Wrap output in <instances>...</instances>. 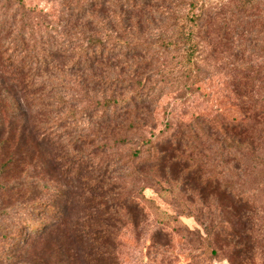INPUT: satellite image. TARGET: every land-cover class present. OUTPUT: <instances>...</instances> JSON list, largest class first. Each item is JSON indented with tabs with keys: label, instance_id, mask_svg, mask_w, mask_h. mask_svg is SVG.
Returning a JSON list of instances; mask_svg holds the SVG:
<instances>
[{
	"label": "rangeland",
	"instance_id": "374dc122",
	"mask_svg": "<svg viewBox=\"0 0 264 264\" xmlns=\"http://www.w3.org/2000/svg\"><path fill=\"white\" fill-rule=\"evenodd\" d=\"M83 1L68 3L80 7ZM14 2L0 0V80L6 81L12 73L8 65L20 67L21 57L17 58V51L11 54L13 50L6 52V46H2L23 31L33 33L32 43L46 49L51 45L48 37L54 28L58 29L59 11L64 6L61 0H21L18 5ZM170 2L173 0H153L145 12L155 17L200 15L195 30L203 49L198 78L193 80L181 71L178 54L182 53L161 56L155 54L156 50H148L138 65L134 83L144 82L147 77L149 84L144 94L149 96L139 98L136 88L126 91L124 97H129L130 107L118 129L111 131L113 125L109 128L94 124L90 130L102 139V149L95 160L103 170L130 166L126 171L117 170L114 177L120 183L118 191L143 212L138 221L121 213L111 230V256L114 264H264V0H175L173 7L165 8ZM27 10L36 11V18L26 21L22 13ZM63 12L61 19L76 11L70 7ZM10 17L17 28L12 34ZM161 19L155 20L154 28L158 29L154 34H162L172 25L170 20L167 23ZM82 23L79 21L74 31L80 32L78 39L85 40L87 29ZM154 41L149 39L148 45ZM9 54L10 61L6 63ZM143 99L148 100V108L139 105ZM9 106L6 85L1 83L0 113L5 120L0 137V175L4 172L0 176L1 225L21 234L22 221L38 225L63 220L66 227L61 231L34 243V250L43 256L44 250L57 241L65 246L72 243L70 227L80 217L79 208L75 207L72 191L68 193L70 204H58L65 218H50V212L55 213L53 209L39 216L44 208L40 204L56 203L51 151L32 140L18 121L7 125L15 117ZM197 117H225L243 128L233 151L228 141L214 142L209 151L199 155L195 150L191 156L185 153L186 160L200 162L204 172L218 181L219 190L205 200L188 188L180 190L178 180L172 181L166 171H158L150 164L170 140L193 129L191 124ZM195 134L192 131L187 136L190 143ZM119 174L127 177L119 179ZM230 191L242 193L253 202L255 215L250 231L240 221L241 211L232 208ZM3 235L6 233L0 231V264H5L2 253L9 246ZM44 257L52 264L60 254Z\"/></svg>",
	"mask_w": 264,
	"mask_h": 264
},
{
	"label": "trees",
	"instance_id": "16d2710c",
	"mask_svg": "<svg viewBox=\"0 0 264 264\" xmlns=\"http://www.w3.org/2000/svg\"><path fill=\"white\" fill-rule=\"evenodd\" d=\"M13 1L16 5L21 3V0ZM152 1L84 0L79 7L72 6L68 0H61L64 5L59 11L61 17L63 11H69L70 7L76 12L73 16L59 18L58 29L54 28L52 36L48 37L51 45L46 49L36 47L32 43L35 35L24 34L23 31L15 33L17 37L8 39L2 46H6V52L13 50L11 54H15L17 51V58L21 57L20 67L12 63L8 65L12 70L10 78L0 80V84L6 85V98L15 116L7 125L18 121L32 140L51 151L50 169L54 174L51 181L55 183L56 203L54 206L40 204L44 208L39 216L53 209L55 213L51 211L50 218H65L58 211V204H70L68 193L72 191H75L72 192V199L76 200L75 207L79 208L80 215L70 227L72 243L65 246L56 240L53 247L44 250L43 256L34 250V243L61 231L66 227L63 220L61 223L57 220L38 225L22 221L21 234L15 228L11 231L2 227L0 220V231L6 233L4 240L9 242L1 258L5 264H51L44 256L52 258L55 254H60V258L52 264H114L109 250L112 246L111 230L119 222L121 213L123 216L130 215L136 221L143 217L139 206L118 191L120 183L118 177H114L117 170L126 171L130 166L124 164L116 170H103L95 160V155L102 149L99 146L102 139L90 130L95 125L109 128L113 125L111 131L118 129L130 107L129 97H124L126 91L136 88L139 98L149 96L144 94L149 84L147 77L144 82L134 83L140 69L138 65L148 50H156L155 54L161 56L182 53L181 56L178 54L181 71L193 80L198 78L197 67L203 49L195 30L201 20L200 15L155 17L145 12ZM174 1L165 8L173 7ZM118 2L123 4L118 5ZM190 5L194 8L192 1ZM22 15L28 21L35 19L37 12L27 10ZM160 18L167 23L170 20L172 25L162 34H154L158 29L154 28L155 23ZM10 20L9 31L12 34L17 28L13 18L10 17ZM81 20L82 27L87 29L85 40L78 39L80 32L74 31ZM153 38L155 41L148 45L151 42L147 41ZM11 54L7 56L6 63L10 61ZM147 99L141 100L139 105L148 108ZM192 123L193 129L186 130L188 133L182 131L177 138L170 140L150 164L158 171H166L172 181L178 180L180 190L188 188L200 200H205L219 190H216L218 181L204 172V165L200 162L186 160L185 153L191 156L195 150L199 155L209 151L214 142L225 144L228 141L229 149L233 151V144L239 143L243 128L240 123L225 117L211 120L197 117ZM4 130L5 120L0 113V137ZM192 131L196 134L190 143L187 136ZM61 143L64 145L61 146ZM137 166L139 169L140 163ZM2 174L4 172L0 176ZM118 176L119 179L127 177L123 174ZM229 195L232 208L241 211L240 221L250 231L255 215L253 202L236 191H230Z\"/></svg>",
	"mask_w": 264,
	"mask_h": 264
}]
</instances>
